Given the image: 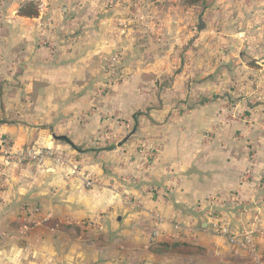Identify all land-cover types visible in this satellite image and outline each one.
<instances>
[{
	"label": "crops",
	"instance_id": "0c3cea01",
	"mask_svg": "<svg viewBox=\"0 0 264 264\" xmlns=\"http://www.w3.org/2000/svg\"><path fill=\"white\" fill-rule=\"evenodd\" d=\"M5 1L7 8L0 11V134L9 137L14 150L47 147L71 162L80 160L83 171L113 188L88 190L51 159L42 166H5L0 264H264L263 154L255 159V178L244 181L239 177L251 158L238 152L232 138H216L211 147L199 140L220 103L235 98L226 85L244 66L232 45H241L235 38L242 33L235 13L241 2L201 0L183 10L178 0H142L141 11L118 39L117 12L136 8V1L128 0V9L116 4L95 25L84 23L81 40L65 52L38 48L37 27L52 18L61 23V36L63 23L74 13L70 7L63 4L60 16L55 11L58 0H36L42 9L27 17L17 11L29 0ZM257 3L260 15L264 0ZM263 20L258 23L262 37L257 38L262 47ZM224 45L228 53L221 58L217 50ZM115 52L128 78L111 88L108 103L117 120L130 124L133 132L124 136L123 125L116 123L119 147L97 149L93 141L101 121L94 114L85 124L80 113L102 106L98 88L106 81V61ZM152 81L160 87L147 93ZM239 97L238 106L243 102ZM173 103L189 111L184 120L171 118ZM139 138L151 151L158 150L147 171L140 169L133 151ZM216 195L231 201L217 205L210 201ZM25 206L38 208L41 221L23 238L19 210ZM212 212L240 232L256 226L253 254L212 232ZM94 219V230L107 239L87 247L83 233L88 229L81 224ZM177 226L183 231L177 232ZM188 226L194 232L184 231ZM59 228L80 233L71 244L67 235L56 232ZM87 253L95 262L83 260Z\"/></svg>",
	"mask_w": 264,
	"mask_h": 264
},
{
	"label": "rangeland",
	"instance_id": "374dc122",
	"mask_svg": "<svg viewBox=\"0 0 264 264\" xmlns=\"http://www.w3.org/2000/svg\"><path fill=\"white\" fill-rule=\"evenodd\" d=\"M135 1L136 8L132 10V15H130V10H123L126 12H117V15L118 17H120V19L115 22L116 30L114 36L118 39L122 35L124 36L127 33V31L125 30L126 28H128V26L132 25L133 16H135L136 13H139L141 11L142 0ZM249 1L252 2L250 3ZM257 1L258 0H245L244 7H250L251 9L249 10V12L244 11V7H242L243 0H239V3L241 2V4L238 6L239 8H235L237 21L238 24L241 26L242 33L235 36V38L238 39V42H240L241 45L238 46L235 43H232V45H235V49L237 48L238 50H236V54L239 53L240 58L244 62V66H241V68L243 69L241 75L233 78V80L228 82L226 85V88L232 89L235 98L229 101L223 100L220 103L218 113H216V115L210 121L209 125L206 127V129L200 135L199 138L201 142L200 144L205 147H211L216 138H232L238 144V152L244 153L251 158L250 163L239 177L240 180L243 179L244 181H252L255 178V159L257 158L258 154H263L264 156V104H262V101H264V85L260 87V81L258 79V74H260V71H262L263 69L262 61L264 60V47H262V41L257 40L259 36L262 37V34L258 32V23L263 20L264 13H261L260 15L259 13H257V8L259 5ZM5 2V0H0V11L7 8V6H5ZM39 3L40 2H36V0H29L24 2L17 11L18 15L26 16L24 14H32L35 12V10L38 15V12L42 9L41 4L39 5ZM149 3L164 4V1L149 0ZM26 4H29L30 6L24 8ZM63 4L64 6L70 7L71 12H74L73 16L68 18L65 23H63V34L60 36V34H58L57 32L58 25H61V23H56V21L52 18L43 19L41 24L37 27L38 38L36 40V45L38 46V48L40 47L51 51L60 47L61 50L65 52H70V46L72 47V45H74L76 41L81 40V36L78 37V34L80 32L79 30H81V27L84 23H87L89 25H95L98 21L99 15L103 11L112 13L116 4H118L122 8L125 7L128 9L127 6L131 3L130 1L128 2V0H58L56 2L55 11L57 10L60 16H62L61 13L63 10ZM176 5H178L180 8H183V10H189L192 7V5L187 4V0H178ZM37 15L29 17H34ZM211 46L214 50V46ZM217 53H220L219 56L221 58L225 57V55L228 53L226 46L224 45L219 47ZM232 60L234 59L232 58ZM124 70L125 69L120 60V56L117 52L108 57L105 67L106 81L104 82V85L98 88V93L102 101V106H100L101 108H88L80 113V118L85 124L90 121L91 117L94 114L96 118L101 121L100 128L98 129L95 140L93 141L94 148L104 149L112 146L113 149H115L119 147L117 146L115 141V139L118 137V132L115 131L116 123L118 125H123V128H121V126L119 127L121 128L120 133L124 134V136H129V134L133 132L130 124L126 123L124 120H120L119 118L117 120V118L114 116L112 108L109 107L108 103L110 101L109 93L111 91V88L115 85L118 86L122 84L123 81L128 78V74ZM159 87L160 86H158V84L152 81V84L148 86L149 90L147 91V93L151 90H155L156 88L158 89ZM238 96H240L241 100H243L240 106H238L237 104ZM171 106V118L177 122L184 120V118L187 116V113L189 112L187 108L179 106L176 103H173ZM242 106H245V108H242ZM247 106L250 110L247 109ZM21 107L22 106H19L16 109H21ZM131 136H134V134ZM141 139L139 138V140L135 142L136 144L135 146L133 145V151L139 157L138 164L140 166V169L143 171H147L152 161L158 155V150L154 149L153 151H151V149L147 148V143H145V141H140ZM49 149L54 152L55 156L54 159L50 158L51 162L54 163L56 166L67 167L72 181L80 182L81 185L86 188L84 186L83 180L87 177L92 176L96 179V181L99 180L103 186L105 185L103 184L101 179L93 175L94 173L92 174L90 172L83 171L82 165L80 164V160H77L76 162H71L65 156L57 154L54 149ZM120 166L123 167V164H120ZM74 169L77 174L72 175V171H74ZM261 173V178L262 180H264V167L262 168ZM3 181L4 172L0 176V188L5 187L4 183H2ZM106 186L113 188V184L111 183L106 184L103 188H105ZM86 189L99 190L100 188L94 187ZM216 196L219 197L217 205H224L226 204V202L231 201L230 199L228 200V198H222L218 195ZM34 209L38 208L30 206L20 208V237H27L29 233L34 231V226H36V224L41 221V218H38L39 215H41V211L38 209L37 213H33ZM217 213L212 212V214H215V216L221 219ZM97 224V219H94L93 221L87 220L84 221L83 224H81L82 226L88 229L85 230L83 233L87 234L83 238L86 240L87 247L96 245L97 243H106L104 239H107V234L100 236V233H98L97 230H94ZM49 228L50 225L47 224L44 227V232L48 233ZM232 230L240 233V231H237L236 229ZM56 232L62 234L63 236L67 235V238L69 239L71 244L74 242V236L79 235L80 233L78 230L72 228H59L56 230ZM87 254L88 255L83 257V260L85 261L88 259L90 262H95V258H92L89 253Z\"/></svg>",
	"mask_w": 264,
	"mask_h": 264
},
{
	"label": "built area",
	"instance_id": "2783aa9c",
	"mask_svg": "<svg viewBox=\"0 0 264 264\" xmlns=\"http://www.w3.org/2000/svg\"><path fill=\"white\" fill-rule=\"evenodd\" d=\"M0 158L3 160V164H0V176L3 173V168L5 166H17L24 164H32L41 166L47 159H54V152H52L49 148H22L19 150H14L13 144L8 136L0 134ZM77 174L75 169L72 171V175ZM92 177V176H91ZM87 177L83 180L84 186L86 188H103L102 183L96 181L95 178ZM219 197L212 196L211 202L215 201L218 203ZM38 209H34L33 213H37ZM209 225L211 226L212 232L226 240V242L232 247L243 249L252 253L253 245L251 242V237L258 232L256 226L250 231L243 230L242 232H236L230 229L228 226L221 222L215 214H209ZM177 232L183 231L180 226L176 227ZM184 231H188L189 233L194 232L192 228L187 227ZM157 231L155 232V234Z\"/></svg>",
	"mask_w": 264,
	"mask_h": 264
},
{
	"label": "trees",
	"instance_id": "16d2710c",
	"mask_svg": "<svg viewBox=\"0 0 264 264\" xmlns=\"http://www.w3.org/2000/svg\"><path fill=\"white\" fill-rule=\"evenodd\" d=\"M200 1H201V0H187V4H188V5H196V4L199 3ZM27 6H30V5H29V4H26V5L24 6V8H26ZM24 15H26L27 17H29V16L37 15V12H36V10H35V12L32 13V14L28 13V14H24Z\"/></svg>",
	"mask_w": 264,
	"mask_h": 264
},
{
	"label": "water",
	"instance_id": "95a60500",
	"mask_svg": "<svg viewBox=\"0 0 264 264\" xmlns=\"http://www.w3.org/2000/svg\"><path fill=\"white\" fill-rule=\"evenodd\" d=\"M201 28V27H200Z\"/></svg>",
	"mask_w": 264,
	"mask_h": 264
}]
</instances>
